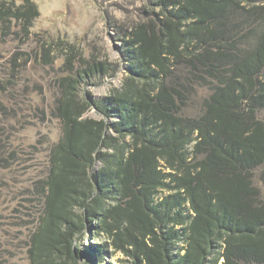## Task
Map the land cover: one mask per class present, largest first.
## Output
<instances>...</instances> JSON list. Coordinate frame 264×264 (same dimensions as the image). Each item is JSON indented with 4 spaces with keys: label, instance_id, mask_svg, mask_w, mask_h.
Listing matches in <instances>:
<instances>
[{
    "label": "trees",
    "instance_id": "1",
    "mask_svg": "<svg viewBox=\"0 0 264 264\" xmlns=\"http://www.w3.org/2000/svg\"><path fill=\"white\" fill-rule=\"evenodd\" d=\"M151 2L125 33L121 88L93 99L83 87L119 65L75 71L66 57L31 264H78L93 222L132 264H264V6ZM39 15L32 0H0V33L27 36Z\"/></svg>",
    "mask_w": 264,
    "mask_h": 264
},
{
    "label": "rangeland",
    "instance_id": "2",
    "mask_svg": "<svg viewBox=\"0 0 264 264\" xmlns=\"http://www.w3.org/2000/svg\"><path fill=\"white\" fill-rule=\"evenodd\" d=\"M32 1L40 15L30 34L24 36L15 27L8 37L0 33V264H31V235L43 208L36 184L47 176L53 145L61 135L53 112L59 80L69 74L67 55L73 56L75 71L93 62L107 68L119 65L114 76L101 74L83 87L93 99H103L128 76L125 33L153 12L151 0ZM240 1L247 9L264 6V0ZM207 94L200 90L198 97L203 100ZM87 117L102 118L95 110ZM259 185L264 201V180ZM97 227L91 223L75 241L78 264H92L91 251L97 257L93 264H132L125 250ZM106 243L103 253L98 248L94 252L93 246Z\"/></svg>",
    "mask_w": 264,
    "mask_h": 264
}]
</instances>
